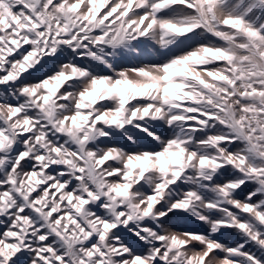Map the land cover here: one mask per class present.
<instances>
[{"label": "snow or ice", "instance_id": "1", "mask_svg": "<svg viewBox=\"0 0 264 264\" xmlns=\"http://www.w3.org/2000/svg\"><path fill=\"white\" fill-rule=\"evenodd\" d=\"M0 264H264V0H0Z\"/></svg>", "mask_w": 264, "mask_h": 264}, {"label": "rangeland", "instance_id": "2", "mask_svg": "<svg viewBox=\"0 0 264 264\" xmlns=\"http://www.w3.org/2000/svg\"><path fill=\"white\" fill-rule=\"evenodd\" d=\"M151 58V57H149ZM221 239L223 240V242L225 243H232V242H239L238 241V237H235V234L234 233H228V234H225L223 237H221Z\"/></svg>", "mask_w": 264, "mask_h": 264}]
</instances>
